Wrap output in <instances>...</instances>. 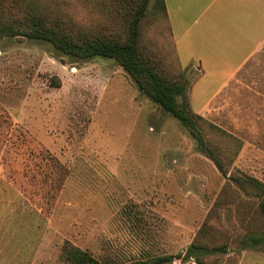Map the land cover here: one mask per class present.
<instances>
[{
    "label": "rangeland",
    "instance_id": "rangeland-1",
    "mask_svg": "<svg viewBox=\"0 0 264 264\" xmlns=\"http://www.w3.org/2000/svg\"><path fill=\"white\" fill-rule=\"evenodd\" d=\"M41 1L87 30L107 21V0ZM161 13L151 0L144 50L165 74L186 76L190 100L198 77L177 64ZM113 21L107 28L120 27ZM246 93L221 110L200 113L190 103L202 118L194 122L202 148L114 59L0 39V264H63L67 241L105 264L163 256L197 264L187 258L193 243L213 249L200 257L205 264H264L259 200L228 179L264 183V93L255 107Z\"/></svg>",
    "mask_w": 264,
    "mask_h": 264
},
{
    "label": "trees",
    "instance_id": "trees-1",
    "mask_svg": "<svg viewBox=\"0 0 264 264\" xmlns=\"http://www.w3.org/2000/svg\"><path fill=\"white\" fill-rule=\"evenodd\" d=\"M151 0H107V21L101 30H87L77 25L58 10L50 9L41 0H0V39L5 37H22L29 40L45 42L63 55L80 60L94 58L114 59L130 76L151 102L161 107L171 117L187 127L195 136L199 145L204 148V141L195 127V120L202 118L192 112L188 96V81L184 74L164 73L161 65L151 53L144 50L142 42V23L147 17ZM162 16L167 12L164 0H158ZM100 6V2L97 3ZM109 6H113V10ZM120 18V27L107 28L114 18ZM174 46V43H173ZM176 53V52H175ZM176 62L178 64V57ZM153 57V58H152ZM179 66V65H178ZM55 85H58L54 82ZM181 99V102H178ZM209 158L225 176L222 168L212 153ZM228 177V176H227ZM244 193L254 195L258 200L259 214L264 217V183L253 177L229 176ZM209 228V226L207 225ZM206 225L198 231L205 237ZM262 238H253L254 244ZM245 240L243 245L245 244ZM223 248V249H222ZM224 250V246L219 248ZM210 249L193 243L187 258L195 259L197 264H205L200 258L207 255ZM218 251V250H214ZM60 260L63 264H105L88 251L65 242L61 249ZM170 257H154L136 261L133 264H171Z\"/></svg>",
    "mask_w": 264,
    "mask_h": 264
},
{
    "label": "crops",
    "instance_id": "crops-1",
    "mask_svg": "<svg viewBox=\"0 0 264 264\" xmlns=\"http://www.w3.org/2000/svg\"><path fill=\"white\" fill-rule=\"evenodd\" d=\"M164 1L179 62L198 77L193 109H220L245 90L255 107L264 93V0Z\"/></svg>",
    "mask_w": 264,
    "mask_h": 264
}]
</instances>
